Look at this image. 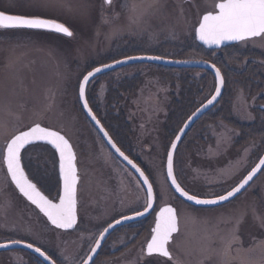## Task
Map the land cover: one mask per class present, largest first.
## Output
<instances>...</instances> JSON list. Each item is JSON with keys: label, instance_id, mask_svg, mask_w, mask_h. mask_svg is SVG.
Segmentation results:
<instances>
[{"label": "rangeland", "instance_id": "1", "mask_svg": "<svg viewBox=\"0 0 264 264\" xmlns=\"http://www.w3.org/2000/svg\"><path fill=\"white\" fill-rule=\"evenodd\" d=\"M44 2L0 0V11L54 18L78 32L82 39L0 31V149L9 136L37 123L59 129L70 139L77 153L81 178L78 231L64 232L46 227L45 218L11 184L0 158V242L6 243L13 235L26 238L30 235L43 243L49 255L55 254L53 258L57 264L62 261L69 264L65 258L78 264L88 250V236L97 232L101 225L106 226L109 221L119 218L122 212L142 205L145 197L143 190L137 189L125 175L126 167L118 159H105V153L110 150L81 112L77 98L79 79L94 66L128 56L159 55L167 60H202L196 53L198 43L194 29L198 28L202 16L214 11V5L221 0H161L159 11L149 9L144 15L141 30L134 25L130 28V5L135 2L146 8L151 0H113L111 7L104 5V0H47L50 5L47 8L29 6ZM84 4L90 5L91 13L86 25L79 19ZM102 6L108 23L101 17ZM240 46L243 52L251 53L245 60L248 68L250 64L264 67V38H255ZM180 82L187 85V99L192 102L188 104V100H182L183 105H187L185 114L193 113L211 97L215 88L213 76L201 71L182 73L140 65L96 79L90 84L87 96L102 106V118L113 116L119 123L120 118L125 117L129 132L118 131L124 148L147 174L151 173L149 179L154 190L162 197L157 198V205H172L177 209L181 233L169 246L173 256L184 264H200L199 249L206 242V234L213 235L212 247L220 248V237L231 230V224L224 222L222 216L235 218L244 214L247 223L241 228V239L245 246L250 240L264 239V228L258 226L264 218V175L261 174L237 200L214 211L201 209L193 214L192 206L176 197L165 176V156L167 146L174 138L169 139L168 129L176 113L175 105L181 101ZM257 84L261 85L260 82ZM256 89L249 90H254V95ZM116 91H124L120 95L124 101L121 104L120 99H114ZM253 95L239 90L233 83L230 85L228 96L233 100L235 125L252 126L256 121H262L256 118L255 110L260 104L252 101ZM205 130L208 135L200 147L184 146L178 153L176 176L190 194H222L258 163L264 154V135L257 138L255 135V142L244 148L238 143L241 133L229 128L228 124H209ZM30 148L28 158L23 160L26 173H30V179L44 195L57 201L60 195L57 155L47 146ZM149 239L150 229H144L143 225L121 229L109 239L96 264H150V261L162 264L164 258L146 257ZM261 255L259 250L237 252L234 246L231 264H259ZM220 259L214 255L204 264H220ZM36 261L35 256L25 251L0 253V264H36Z\"/></svg>", "mask_w": 264, "mask_h": 264}, {"label": "snow or ice", "instance_id": "2", "mask_svg": "<svg viewBox=\"0 0 264 264\" xmlns=\"http://www.w3.org/2000/svg\"><path fill=\"white\" fill-rule=\"evenodd\" d=\"M104 5L111 7L113 0H104ZM29 6L47 8L50 5L45 0L42 4L33 3ZM126 7L128 6L126 5ZM161 7V0H151L146 8H142L140 4L133 2L129 9L132 13L129 17L131 20L130 28L134 25L137 30H141L143 17L148 10L156 9L159 11ZM90 15V5H82L79 13L81 22L86 25ZM101 17L105 23L109 22V18L104 15L103 6ZM0 30L26 31L31 34H46L55 38H71L72 40L82 39L78 32H74L66 23L58 22L54 18H44L39 15L9 14L4 11H0ZM194 33V38L208 48L214 46L220 48L233 42L247 43L254 41V38H264V0H221V2L214 5V11L202 16V19L198 21V28L194 29ZM164 59L165 57L159 55L128 56L125 60H116L115 64L118 65L132 60L163 61ZM112 67H114L113 64L105 63L102 66H94L91 70H88L79 79L77 98L82 102L81 106L87 111V115L95 122L98 134L106 141L107 146L113 150L105 153V159L122 158V162H126L125 175L129 177L130 181L134 182L137 189L143 190L145 193L144 203L132 208L130 211L122 212L119 218L109 221L106 226L101 225L97 232L89 235L87 238L88 250L80 258L78 264H96L94 257L114 226L144 217L147 213L153 211L157 198H162L160 193L154 190L153 182L149 179L151 173L146 174L145 170L139 167L133 159H130L129 155L121 150V147L117 146L89 105L87 91L91 81L97 74ZM211 68L214 70L216 86L214 95L207 100L204 109L212 106L214 102H218L225 85V76L221 72V68L215 64H212ZM202 110H198L192 117H189L188 121L179 129V132L174 133V138L167 146L165 156V176L169 181V187L183 201L191 202L190 211L193 214L201 209L207 211L217 210L223 202L236 197L242 190L246 191V186H251L250 182L253 181L257 173L264 175V158H260L258 163L237 184L222 194L209 193L200 196L195 193L190 194L182 187L175 174V167L179 163L178 144L181 143L182 136L186 134L189 124ZM37 143L47 144L57 155L58 177L62 181V195L57 197L58 202L45 196L37 187V183L30 179V173H26V165L23 160L28 158V153L31 151V148L25 151L26 146H36ZM0 158L6 165V176L10 177L11 184L34 206L35 210H38L39 214H42V217L45 218L46 227L51 226L55 230L78 231V185L81 179L77 166L78 157L70 139L66 138L61 130L41 126L39 123L35 126H29L27 130L19 131L7 138L3 149H0ZM157 207L159 210L154 213V226L150 229V239L146 242L147 255L166 258L162 264H184V261L173 256L169 247L174 242V237L178 239L181 233L177 209L172 206L159 207L157 205ZM222 219L224 222L231 224V230L220 237L222 245L220 248H213V235L206 234V242L199 249L202 257L200 264H204L205 260H211L214 255L221 258L220 264H231V252L234 246L237 252L244 250L251 253L259 250L262 254L259 264H264V239L259 241L250 240L248 246H245L244 241L241 239V228L247 223L244 214L242 213L235 218L222 216ZM258 226L264 228V218L260 219ZM207 231L211 232L210 229ZM20 247L30 249L37 254L36 264H57V260L53 258L55 254L49 255V250L43 243L32 239L30 235L27 238L13 235L8 238L6 243L0 242V249ZM65 259L69 260V264H77L76 261L70 258ZM61 264H63V261ZM150 264H153V262L150 261Z\"/></svg>", "mask_w": 264, "mask_h": 264}, {"label": "trees", "instance_id": "3", "mask_svg": "<svg viewBox=\"0 0 264 264\" xmlns=\"http://www.w3.org/2000/svg\"><path fill=\"white\" fill-rule=\"evenodd\" d=\"M0 31H2V30H0ZM195 49L197 50V51L195 50L196 53L201 57L202 60L208 61L212 64H215L217 67H220L221 72L225 76L226 91H225V94H224L222 101H221L222 106L225 107V110L222 109V111L223 112L225 111V113H226L225 121H228V122L231 121V119L229 120V117L231 116V113H232L231 106H232L233 100L232 101H231V99L229 100L228 90H229L230 85H232V82H237L236 83L237 88L239 90H243L244 92L250 93L249 89L257 88L255 90V94H254L255 96H257L259 94H264V77L262 76V74H264V67L259 66V65L250 64L251 66L248 68L246 66L247 63H245V60L247 57H250L251 53L247 54L245 51L243 52L240 45L229 46V47H227V48H225L219 52L208 51L198 44H196ZM136 66H140V65H136ZM131 67H135V66H131ZM160 69L167 71V68L160 67ZM119 71H121V70H119ZM179 71H181L182 73L187 72V70H179ZM115 72H118V71H115ZM115 72H113V73H115ZM204 73H207L208 75L212 76L208 72H204ZM108 75H110V74H108ZM108 75L102 76L98 79H101V78L106 77ZM257 82H260V84L261 83L262 84L258 85ZM123 92L124 91H116L115 92L114 99H115V101L117 99H120V100H118L119 104H121V102H124L123 99H121V97H120V95L123 94ZM189 97H191V96L189 95ZM251 97H253V96H251ZM88 99H89L90 107L92 108V110L95 113V115L97 116V118L101 121V123L103 124L105 129L111 134V136L115 140L116 144L119 147H121V149L123 151H125V153L127 155H129L127 153L126 149L124 148V145L121 142V138L118 134L119 133L118 131H120L122 133H128L129 132V126H127L128 128L125 126V117L123 116L122 118H120L119 123H118V119L116 121V117H113V116L102 118L100 115L101 112H103L102 106L93 103L92 99L89 96H88ZM187 100H188V104L192 103V102H190L191 101L190 99H187ZM112 104L113 103H111L109 105V107H111ZM262 104H264V99H263ZM186 108H187V105H183V103L181 101H178V103H176V105H175L176 113L172 117V119H173L172 120V126H171V128L168 129V133H170L169 139H172V137L174 136V133H176L177 127L179 125H181L185 121V117L187 115H189V113L185 114L186 110H187ZM81 112H82V110H81ZM190 113H191V111H190ZM82 114H83V112H82ZM263 116H264V113H263ZM220 120H222V116H220ZM258 125H259L258 123H256V125H253V126H243V127H242V125H238V124L236 125V128H239L240 133H241V138L238 141L240 146H242V147L244 146V148H245L246 146H249L250 144L254 143L255 139L258 136L262 137L264 135V129L262 128L263 126H261V128H260V126H258ZM116 126H118V127L115 128ZM166 131H167V124H166ZM255 135H256V138H254ZM188 138H189V136H188ZM181 149H182V147L179 149L178 153L180 152ZM129 157L132 159V157L130 155H129ZM140 224H142L144 226V229H147V230L151 229V227H153V225H154V215L150 216L148 219H146L145 221H143Z\"/></svg>", "mask_w": 264, "mask_h": 264}, {"label": "water", "instance_id": "4", "mask_svg": "<svg viewBox=\"0 0 264 264\" xmlns=\"http://www.w3.org/2000/svg\"><path fill=\"white\" fill-rule=\"evenodd\" d=\"M255 39V38H254ZM197 40V43L202 46L203 48H205L206 50H209V51H217V50H221L223 48H226L228 46H232V45H236V44H239V42H233L231 44H228L226 46H221L220 48H215V46L213 48H208L207 46L203 45L201 42ZM122 60H125V59H122ZM109 64H113L114 67L110 68V69H107L99 74H97V76L91 81V83L93 81H95L96 79L102 77V76H105L107 74H110V73H113L115 71H118V70H121V69H125V68H128V67H131V66H135V65H154V66H159V67H163V68H169V69H176V70H201V71H206V72H209L213 75L214 77V70L211 68V65L212 63L208 62V61H205V60H193V61H179V60H167V59H164L163 61H148V60H132V61H127L125 63H122V64H115V62H112V63H109ZM215 79V78H214ZM216 82V81H215ZM90 83V84H91ZM90 86V85H89ZM89 88V87H88ZM224 90H225V85H224V88L222 89V93H221V97L218 98V102H214V104L212 106H208L206 109H204V105L207 103H204L198 110L200 109H203L202 111H200L199 115L196 116L192 122L189 124V128L186 130V134L184 136H182V141L181 143L183 142V140L185 139V137L187 136V134L190 132V130L193 128V126L205 115L207 114L209 111H211L222 99L223 95H224ZM88 92V91H87ZM214 95V94H213ZM79 104H80V107H81V110L84 114V116L87 118V120L89 121V123L92 125V127L95 129V131L97 132V126H95V122L92 121L90 119V117L87 115V111L85 109L82 108L81 104L82 102L79 101ZM196 110L194 112L197 113ZM193 116V115H192ZM191 116V117H192ZM188 121V120H187ZM106 130V129H105ZM107 131V130H106ZM98 133V132H97ZM101 138V135L98 134ZM110 135V134H109ZM102 139V138H101ZM113 140V138H112ZM102 141L104 142V144L107 146L106 144V141L102 139ZM114 141V140H113ZM115 142V141H114ZM180 144H178V148H177V152H178V149L180 147ZM36 145H45V146H48L47 144H44V143H37ZM118 146V145H117ZM32 147L31 145L30 146H26V149L25 151ZM50 148V146H48ZM107 148L111 151L110 147L107 146ZM54 151V150H53ZM130 158V157H129ZM261 158H264V154L262 155ZM131 159V158H130ZM125 167H126V162H122V158L118 159ZM135 162V161H134ZM136 163V162H135ZM138 166L139 164L136 163ZM6 167V165H5ZM140 167V166H139ZM165 171H166V167H165ZM176 174V172H175ZM261 175V173H257V175L253 178V181L250 182V185L252 186L253 183L259 178V176ZM10 178V177H9ZM178 180V179H177ZM168 184H169V181L167 180ZM179 182V181H178ZM60 184H61V190H60V195H62V181L60 180ZM14 186V185H13ZM250 186V187H251ZM250 187L246 186V189L248 190ZM172 190V189H171ZM246 190V191H247ZM18 191V190H17ZM173 191V190H172ZM245 190H242L241 193H238L236 197H233L231 198L229 201H226V202H223V204L221 206H218L219 207H222V206H225L229 203H232L233 201H235L236 199H238L241 195H243L245 192ZM19 193V192H18ZM173 193L176 195V197H178L181 201H183L182 198H180L178 196L177 193H175L173 191ZM20 194V193H19ZM22 196V194H20ZM46 196V195H45ZM23 197V196H22ZM49 198V197H48ZM26 199V198H25ZM50 199V198H49ZM27 201V200H26ZM28 202V201H27ZM184 203L191 205V202H187V201H183ZM30 203V202H29ZM167 206H172V205H167ZM156 207H157V201H156V205H154V208H153V211L147 213L144 217H140V218H136V219H133L131 221H127V222H122V224L120 225H115L114 228L111 230L110 234H108L106 236V239L105 241L102 243V247L100 250H98V253L97 255L94 257V259L96 260L99 253L101 252L103 246L105 245V243L107 242V240L111 237L112 234H114L117 230L121 229V228H124L126 226H130V225H134V224H137V223H140L146 219H148L156 210ZM173 207V206H172ZM195 207H199V206H195ZM61 231H64V232H69V231H72V230H61ZM10 251H25V252H28L30 254H32L33 256H35L37 258V254L33 253L32 250L30 249H26L24 247H20V248H8V249H0V253H3V252H10ZM145 254L147 257H154L156 255H153V256H148L147 255V252L145 250ZM158 257V256H157ZM163 258V257H162ZM166 259V258H165Z\"/></svg>", "mask_w": 264, "mask_h": 264}, {"label": "flooded vegetation", "instance_id": "5", "mask_svg": "<svg viewBox=\"0 0 264 264\" xmlns=\"http://www.w3.org/2000/svg\"><path fill=\"white\" fill-rule=\"evenodd\" d=\"M242 44V43H241ZM241 44H238V45H241ZM207 74V73H206ZM214 83H215V86H216V82L214 80ZM233 85H236L237 82H232ZM180 84H182V87H181V93H180V100L182 102L183 101H187V97H188V93H187V85H184V82H180ZM262 84V83H261ZM225 91H226V82H225V90H224V94H225ZM252 91L254 90H249L250 93H248V95H253ZM191 93V92H190ZM214 94V92H213ZM212 94V95H213ZM211 95V96H212ZM224 96V95H223ZM211 98V97H210ZM223 98V97H222ZM263 99H264V94H259L257 96L253 95V98H252V101L253 102H258L260 105L257 107V110H255V112H257V120L258 118H261L262 121H256L255 124L253 125H256V123H258L261 128V126H263L262 128L264 129V121H263V113H264V104L263 103ZM208 100V99H207ZM204 101L202 103V105L204 103L207 102ZM222 101V99H221ZM221 101L211 110L209 111L207 114H205L194 126L193 128L190 130V132L187 134V136L185 137V139L183 140V142L181 143L179 149L183 146H186L187 148H192L193 146H196V147H200L201 144L206 141V138H205V135H208V130H205L206 129V126L209 125V124H212V125H218L219 122H222V123H225V124H228L229 128L233 129V130H237L240 132L239 128H236V125H235V118H233L234 116L232 115L231 113V116L229 117V120L231 119V123L228 122V121H225L226 119V113L225 111L223 112L222 109L225 110V107L222 106L221 104ZM251 101V104L253 105V102ZM202 105H200L196 110H198ZM227 108V107H226ZM195 110V111H196ZM231 110L232 109V106H231ZM194 111V112H195ZM189 114L185 117V122H187V120L189 119V117H191L193 114ZM220 116H222V120H220ZM263 117V118H262ZM211 121V122H208V121ZM183 123V124H184ZM182 124V126H183ZM252 125V126H253ZM256 131V130H255ZM111 135V134H110ZM189 136V138H188ZM137 227L141 226L142 227V224H137L136 225ZM114 234L111 235V237L113 236ZM110 237V238H111ZM109 238V239H110ZM109 239L107 240V242L105 243V245L103 246L101 252L99 253L97 259H96V263L98 262V260L100 259L101 256H103V251L105 250V247L109 241ZM147 257V256H146ZM149 258V257H148Z\"/></svg>", "mask_w": 264, "mask_h": 264}]
</instances>
